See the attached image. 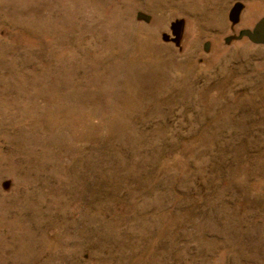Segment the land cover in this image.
<instances>
[{
	"label": "rangeland",
	"instance_id": "rangeland-1",
	"mask_svg": "<svg viewBox=\"0 0 264 264\" xmlns=\"http://www.w3.org/2000/svg\"><path fill=\"white\" fill-rule=\"evenodd\" d=\"M0 264H264V0H0Z\"/></svg>",
	"mask_w": 264,
	"mask_h": 264
}]
</instances>
